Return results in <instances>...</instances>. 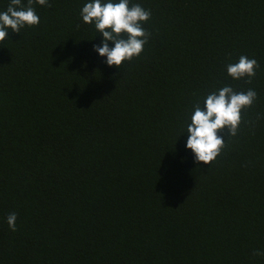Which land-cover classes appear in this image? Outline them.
<instances>
[{"label":"trees","instance_id":"obj_1","mask_svg":"<svg viewBox=\"0 0 264 264\" xmlns=\"http://www.w3.org/2000/svg\"><path fill=\"white\" fill-rule=\"evenodd\" d=\"M88 2L34 4L0 42V264H264V0H130L151 35L120 68ZM241 55L251 84L227 73ZM224 86L257 98L197 164L187 125Z\"/></svg>","mask_w":264,"mask_h":264},{"label":"clouds","instance_id":"obj_2","mask_svg":"<svg viewBox=\"0 0 264 264\" xmlns=\"http://www.w3.org/2000/svg\"><path fill=\"white\" fill-rule=\"evenodd\" d=\"M34 4L51 5L48 0H10L7 10L0 12V42H5L9 30L20 34L25 26H38L40 18L36 14ZM82 20L94 24L95 29L103 36L100 45H94V51L101 57H106V64L120 68L125 61H131L140 56L151 33L143 24L151 18V11L130 0H90L80 12ZM109 42L114 47H109ZM259 64L256 59L241 55L237 63L227 65V73L233 79L247 78L252 83ZM257 93L253 89L246 92L234 91L230 86H224L211 92L204 99L203 106L197 101L188 123L186 148L195 157V163L208 165L216 160L225 147V138L235 136L242 119V111L253 105ZM17 214L12 212L7 217L11 231L17 230ZM254 257H264V250H254Z\"/></svg>","mask_w":264,"mask_h":264}]
</instances>
